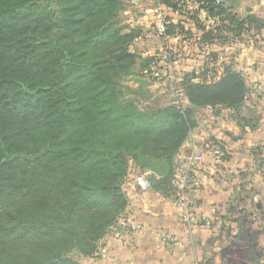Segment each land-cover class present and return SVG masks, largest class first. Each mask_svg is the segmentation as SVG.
I'll return each instance as SVG.
<instances>
[{
	"label": "trees",
	"instance_id": "obj_1",
	"mask_svg": "<svg viewBox=\"0 0 264 264\" xmlns=\"http://www.w3.org/2000/svg\"><path fill=\"white\" fill-rule=\"evenodd\" d=\"M183 1L155 5L166 9L170 36L201 50L264 31L236 0H196L218 20L212 29L197 12L184 18ZM125 2L0 0V264L95 257L125 215L130 175L143 173L175 199L177 156L202 109L258 126L260 117L242 115L245 75L231 61L216 77V51L198 80L185 73L167 82L170 98L157 95L151 86L173 51L162 58L133 49L143 32L122 23Z\"/></svg>",
	"mask_w": 264,
	"mask_h": 264
},
{
	"label": "crops",
	"instance_id": "obj_2",
	"mask_svg": "<svg viewBox=\"0 0 264 264\" xmlns=\"http://www.w3.org/2000/svg\"><path fill=\"white\" fill-rule=\"evenodd\" d=\"M236 1L241 14L264 20V0ZM158 8L166 11L164 6L155 5V0H133V8L125 11L130 17L128 26L143 32L136 41L144 43L153 38L150 32L154 31ZM186 20L187 25H193ZM179 47L178 57L170 65L162 63L160 80L164 84L179 81L185 73H195L198 80L209 52L223 47L234 50L231 59L246 76L249 88L242 115L260 117L258 126L243 128L230 116V110L202 109L209 123L201 125L200 142H195V153L201 154L203 161L192 169L189 194L205 222L189 226L172 196L151 187L143 191L135 182L127 181L129 201L124 217L139 224V230L132 232L118 222L101 241L97 255L85 259L84 264H264V31L236 36L225 44H205L202 50L195 43ZM148 49L150 52L151 47L145 54ZM229 62L219 58V75ZM214 124L221 131L211 129ZM211 147L220 148L221 156L215 157ZM191 150L187 140L177 156L179 166ZM257 212L261 219L252 218ZM166 235L176 239L168 240Z\"/></svg>",
	"mask_w": 264,
	"mask_h": 264
},
{
	"label": "built area",
	"instance_id": "obj_3",
	"mask_svg": "<svg viewBox=\"0 0 264 264\" xmlns=\"http://www.w3.org/2000/svg\"><path fill=\"white\" fill-rule=\"evenodd\" d=\"M184 7L183 12L186 15L198 13L199 18L203 21L206 29H212L218 24V20L216 18L210 17L207 12L201 8L200 3L196 0H184ZM168 19L167 14L162 9L158 8L156 14V27L154 31L150 32L151 37H158L160 39L168 40L170 37L181 38L180 35L178 36H170L167 33L168 27ZM166 54L162 55V58H165ZM219 75L217 71L216 77ZM246 77V76H245ZM183 101V100H182ZM195 136L193 133L191 134L189 141L191 142L192 150L186 153L183 157V164L180 165L175 173L174 180H173V187L176 192V198L174 202L178 208L182 211V216L187 222L189 226H197L201 225L205 222V217L197 213L194 209V200L192 196L189 194V190L193 184V175L192 169L199 166V164L203 161V156L201 154H196L195 149L197 144L194 141ZM212 154L215 157L221 156V150L217 147H211ZM135 183L143 190L147 191L150 189V181L149 179L143 174L138 173L134 175ZM119 222L127 225L132 232H136L139 230L140 225L134 222H129L123 216ZM168 240H175L176 237L174 235H166ZM105 252V249H102ZM135 264V263H130Z\"/></svg>",
	"mask_w": 264,
	"mask_h": 264
},
{
	"label": "rangeland",
	"instance_id": "obj_4",
	"mask_svg": "<svg viewBox=\"0 0 264 264\" xmlns=\"http://www.w3.org/2000/svg\"><path fill=\"white\" fill-rule=\"evenodd\" d=\"M132 8H133V0H126L125 11L131 10ZM125 11L122 13V23L128 26V25H130L129 24L130 17H129V14L125 13ZM183 37L184 36H181V38L170 37L167 41L164 39H160L158 37H153V38H149L150 39V40H148L149 42L144 41V43H142L143 40H138L134 43L133 49L139 53L145 54V50L147 48L151 47V51L149 52V49H148V52H146L145 55L156 54L159 57H162L161 55L167 54V50L171 49L173 51L172 53H173L174 58H176V57H178L177 48L179 49L180 48L179 46H181V48H183V46L191 44L188 40H185ZM213 49H215V48L213 47ZM216 51H219V50H216ZM233 51L234 50H230V49H227L226 47H223V49L220 50L218 53L217 61H219V58L222 57V59L227 58L228 61L233 62V60L231 59V57H233ZM164 83H165L164 80H157L153 83L151 88L153 89V91L156 92L157 95H163L162 93H165L164 95H166L168 98H170V93L168 92V89H167V83L166 84H164ZM129 84L135 85V82L130 81ZM224 114H225V112H224ZM207 119L208 118L206 116V112L204 113V111H201L200 115H199V126L192 132L193 136H195L194 141L196 143L200 142L199 135L201 134V125L203 124L206 127V125L209 123L207 121ZM211 129H214L216 131H221V127L218 125H215V124L211 125ZM229 138H231V137H229ZM202 142L203 141H201V143ZM127 181H130L132 183L135 182L133 175H130L127 178L126 182ZM126 182H125V184H126ZM133 184H135V183H133ZM261 217H262L261 213H258V212L252 216L253 219H261Z\"/></svg>",
	"mask_w": 264,
	"mask_h": 264
},
{
	"label": "water",
	"instance_id": "obj_5",
	"mask_svg": "<svg viewBox=\"0 0 264 264\" xmlns=\"http://www.w3.org/2000/svg\"><path fill=\"white\" fill-rule=\"evenodd\" d=\"M248 11H250V7H248V9H247Z\"/></svg>",
	"mask_w": 264,
	"mask_h": 264
}]
</instances>
